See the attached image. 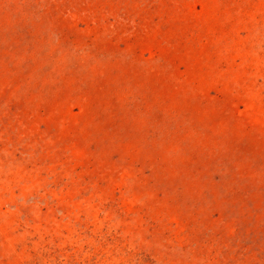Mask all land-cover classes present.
Wrapping results in <instances>:
<instances>
[{"label": "rangeland", "instance_id": "374dc122", "mask_svg": "<svg viewBox=\"0 0 264 264\" xmlns=\"http://www.w3.org/2000/svg\"><path fill=\"white\" fill-rule=\"evenodd\" d=\"M0 264H264V0H0Z\"/></svg>", "mask_w": 264, "mask_h": 264}]
</instances>
